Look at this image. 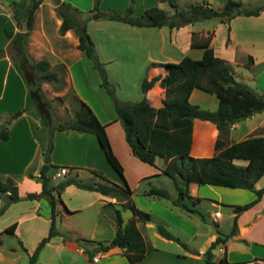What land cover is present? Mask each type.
Here are the masks:
<instances>
[{"label": "crops", "instance_id": "1", "mask_svg": "<svg viewBox=\"0 0 264 264\" xmlns=\"http://www.w3.org/2000/svg\"><path fill=\"white\" fill-rule=\"evenodd\" d=\"M59 1L69 3L80 10L82 14L88 13L92 7V0H86V2L85 0ZM225 1L226 0H205L209 7H211L212 3L216 2L218 7L217 10L222 8ZM235 1L239 2L242 7H261L262 10L256 16H234L229 19L227 23L217 19L213 27H202L199 29H195L193 23L184 25L178 29H168L165 26L160 28L130 26L121 22L108 20L109 22L123 25L102 27L100 29V38L97 41L89 35L99 58L102 54L101 50H107V52L110 51L113 53V55L106 60L107 63L112 61L116 62V64L113 63L114 68H112L111 71L109 70L110 73L106 68L108 79L117 84L118 87L123 81H133L136 83L132 95L124 94L120 91L117 96L118 99L128 102L140 100L142 97L140 79H142V77L146 79H150L154 76L162 77L166 74L164 68L157 66V64L177 62L182 56L186 55V51L190 49L199 50V55H195L191 58H200L202 49L192 47L191 43L195 44L201 41L190 42L189 40L184 44L181 41L178 42V39L186 36L189 39V35L193 33L206 34L207 32L212 34L208 40V46L212 48L215 56L221 58L229 65L233 77L258 93L264 94V3H259L261 0ZM161 3L162 2L159 0H133L132 15L138 16L144 9L151 5L159 6ZM127 4L128 0H100L98 12H95L98 17L95 19L100 17V13H105L109 10L116 11L119 15H124ZM43 7L53 12V18L49 19L46 15L42 17L39 15L38 19L35 18L34 25L27 36L28 39H30L32 48L37 54L36 59L33 61L46 60L49 64L53 60V62L64 66L66 80L76 97L90 108L101 124L105 125L104 129L110 147L121 164L123 172L121 178L114 175L116 173L106 162L93 135L88 133H77L73 130L54 132L52 148L48 156L49 163L64 167L67 170L68 168L74 167L72 171H74L73 173L77 178L92 179L96 182L102 181L89 171L96 170L101 172L110 181L126 188L130 192L131 202L136 208L142 209L143 211H150L151 205H153L175 221L178 220L191 223L189 220L193 215L200 219L196 213H189L179 207L172 206L169 200L147 197L143 194L149 187H160L158 185L166 184V180H169L161 173V170L165 166V161L161 157H156L154 165H148L139 161L130 153L128 145L124 140L122 127L119 121L116 120L112 101L106 95L105 91L99 87L98 77L91 65L87 63L88 59L84 56L83 52L76 47L78 43L76 29L70 28L65 31L64 34L59 35L57 29L61 22V18L55 6H52L49 2L43 1L35 10L34 16H37V11ZM0 14L4 16L5 20V23L0 26V31L3 32V29L13 32L17 31L14 20L12 19L11 9L6 0H0ZM155 30H157V32L164 31L165 33L161 34L159 39H156L155 36H152ZM2 34L4 35V33ZM220 34L223 35V38L216 48L213 45L216 36ZM7 44L8 41L4 38V42L0 44V47H4ZM166 47L168 50H166ZM172 50H177L178 54H171ZM124 51L129 52L130 58L127 60L123 59L125 56ZM120 52H122L123 55H120ZM114 53H117L116 55H120L122 58H116ZM131 56L139 57L137 61L133 62L134 65H136V70L134 69L133 75L130 70L126 68L127 64L133 65ZM151 63L156 65L149 66ZM0 66H3L1 75L2 85L6 82L8 73L11 71L15 85L24 98L27 90L23 75L16 62L5 54L0 58ZM55 96L57 97L59 95ZM145 98L150 106L155 108L160 107L163 105L164 90L159 87L156 82L145 92ZM188 100L191 104L209 111H213L217 107V99L213 94L196 88L191 91ZM201 100H204L205 103ZM26 106L28 105H26L25 100L24 105L19 109H26ZM3 113L5 112L0 111V125L5 121ZM261 113L262 112L255 113L249 118L230 126L227 138L228 143L237 142L254 135L264 136V116L261 117ZM253 118H258L257 123L248 129L240 128L243 122L250 121ZM42 126L43 125L39 123L36 113L31 109H26L8 124L7 140H0V177H10L14 179L17 185L18 196L20 197L17 202L9 204L0 214V260L5 264H27L28 256L32 253L40 239L47 234L50 214L47 201L44 198L33 200L25 198L27 193H39L40 191V184L34 179L28 178L25 173L31 169V173L37 176L38 169L43 163L42 153L46 147V136L43 134L41 138L39 134L40 139L36 140L34 138L35 136H33L35 133L32 130L37 128L36 130L42 131ZM199 128L201 129L200 134L197 132ZM25 133L30 141H23L19 146L16 145L17 147L14 148V150H17L16 153L20 156L17 155V159H19L17 161L19 162L18 167H21V169L13 172L11 170L12 162H10L8 155L5 153V149L8 146L6 144H8L13 136L16 138L23 137L26 136ZM216 136L217 130L212 123L194 119L192 122L189 155L192 157L210 156L213 153V143ZM199 139L200 143L197 145L196 141ZM204 140L210 141L211 147L205 146L203 143ZM65 141H73L75 145L70 146L71 150L69 152L64 150V154L59 155L58 149L67 148L68 150V146H64ZM74 147L76 148L74 149ZM34 160L35 166L31 168V163ZM8 163L10 164L7 165ZM80 168L85 171V175L80 176L78 173ZM54 175H56V173L54 174L53 171L51 176L52 183L56 184L58 181H54ZM263 184L264 174L254 184V187L258 189ZM217 188H219V186L190 183L188 191L190 196L200 198V201L193 205L194 208L203 200L208 202V206L212 209V212L210 211L202 214L204 219L207 217L218 224L222 220V214L219 208L220 206H226L229 208V213L226 215V218H229L232 223L234 213L232 208L227 205H237L239 203L223 200L218 194L219 189ZM228 189L229 191L224 192L233 195H243L245 197V200L241 204L249 202L254 198V194L250 191L245 194L243 193V189ZM168 193L171 199L175 198L176 191L175 196H171V192L169 191ZM59 198L67 210L65 211L62 208L61 203L57 204L58 217L56 229L59 235L52 237L43 245L32 264H129L118 248H111L103 254H97L95 260L91 263L74 240L75 237L90 240L111 239L114 235L115 209L121 211L122 222L125 224L132 216L128 208L122 207L114 198L102 196L94 191L81 190L72 185L60 189ZM136 199H140L141 201L138 203ZM222 201H224V204ZM1 204L2 200L0 199V206ZM106 209L112 210L113 213H109ZM195 209L198 211L197 208ZM163 216L165 215L162 214L161 217L163 218ZM152 218L150 222H145L143 224L139 222L136 223L143 242L147 247L144 257L137 264H165L166 259L178 256L190 258L194 261V264H200V252L208 247L210 242L215 239L217 232H219L216 230L212 233L201 234V236L205 235V237H203L205 248L196 250L189 244H186V249L188 251L168 253L164 250V245L174 242L175 246H178V243L160 236L155 229V224L164 223L166 229L169 226L173 229L175 227L165 218V220H160V218H158L155 222H153V216ZM12 223H14L12 232H5L4 229ZM168 231L171 232L170 230ZM4 233H8L16 239L17 248L19 249L5 244L4 237L6 235ZM171 233L173 234V232ZM199 234L194 227V229L187 234V237L193 240L196 236H199ZM61 235L69 238L62 239ZM217 249L218 251H222V253L224 252L226 261L229 264H264V194H262L259 201L249 209L237 214L235 233ZM193 250L199 254H193ZM22 252L24 253V257L21 254ZM23 258L25 260H23ZM212 260L215 261L216 258H212Z\"/></svg>", "mask_w": 264, "mask_h": 264}, {"label": "trees", "instance_id": "2", "mask_svg": "<svg viewBox=\"0 0 264 264\" xmlns=\"http://www.w3.org/2000/svg\"><path fill=\"white\" fill-rule=\"evenodd\" d=\"M11 9L17 31L3 29L8 46L11 49L12 60L18 65L26 86L29 107L38 116L39 123L48 130L43 163L38 169L37 176L26 171L28 178L34 179L40 184L39 193H27L25 198L29 200L44 198L49 206V226L47 234L40 239L32 253L28 256L27 264H32L40 249L52 237L59 235L56 229L58 217L57 204L60 189L72 185L81 190L94 191L102 196L114 198L122 207L128 208L132 216L125 224L119 209L114 211V235L109 240H90L75 237L74 240L86 254L88 260L93 263V257L103 254L111 248H118L129 264H137L145 255V246L136 223L150 222L152 216L138 209L130 200V192L121 185L108 179L96 170L89 172L98 177L102 182L92 179L81 180L73 176H66L56 184L52 183V171L55 165L49 163V153L52 148V132L73 130L77 133H88L95 137L106 162L120 178L122 166L115 157L105 133V125L101 124L90 108L82 102L73 90L70 89L69 102L73 106L68 120L53 124L51 121V103L43 98L41 83H59L61 78L55 69H50L46 60L30 61L25 54V45L29 31L33 26L34 12L38 5L47 1L55 6L61 22L57 29L62 35L70 28H75L78 34L77 49L92 62V67L97 71L100 78V87L109 95L116 120L119 121L124 140L130 153L139 161L148 165H154L156 157L165 161L161 173L173 184L176 191L174 199L170 198L168 191L160 187H149L143 194L147 197L162 198L169 200L172 206L196 213L201 220L204 217L195 208L194 204L200 201L199 197L189 195L190 183L199 185L239 188L250 191L254 198L244 204L227 205L232 208L234 216L231 228L227 234L217 232L215 239L210 242L202 253L201 264H229L225 254L218 258L215 263L213 250L222 246L224 242L236 231V216L242 211L249 209L259 201L264 194V184L256 189L254 184L264 174V136H249L243 140L228 143V131L230 126L252 116L255 113L264 112V94L258 93L248 85L237 81L230 70L229 65L221 58L214 55L208 46V39L199 43H191L192 47L202 49L200 58L193 59L187 55L182 56L177 62L157 64L166 71L162 77L154 76L150 79L145 77L140 82L142 97L136 102L121 101L115 97L113 89L108 83L105 71L99 63L94 51L93 42L86 31L87 18H81L82 12L67 2L59 0H6ZM167 2L174 11L167 14L157 6H150L138 16L132 15V2L129 0L124 15L114 11L100 13V17L121 22L137 27H167L178 29L184 25L192 24L206 19H219L227 23L229 19L237 15L256 16L262 10L261 7L247 8L235 0H226L221 9H213L202 0L198 4H192L187 9H177L174 0H159ZM100 0H92V7L88 12H98ZM7 55L4 47L0 48V58ZM250 60V58H249ZM251 61V60H250ZM156 65L151 63L149 66ZM60 71L64 67L59 65ZM157 82L164 90L163 105L152 107L146 102L145 92ZM196 88L213 94L217 99V107L209 111L191 104L188 100L191 91ZM54 100L61 102V97ZM26 109H20L18 114ZM18 114L9 115L2 125H8ZM194 119L212 123L217 136L213 143V153L207 157H192L189 155L191 144L192 122ZM7 129L0 125V140H7ZM210 144V142H209ZM70 170V169H68ZM67 174V173H66ZM0 214L5 208L17 202L20 197L17 185L10 177H0ZM62 208L66 210L61 203ZM14 223L8 225L4 231L11 233ZM157 233L165 239L172 240L186 249V244L169 232L161 223L155 224ZM62 239H68L62 236ZM198 255L196 252H192Z\"/></svg>", "mask_w": 264, "mask_h": 264}, {"label": "rangeland", "instance_id": "3", "mask_svg": "<svg viewBox=\"0 0 264 264\" xmlns=\"http://www.w3.org/2000/svg\"><path fill=\"white\" fill-rule=\"evenodd\" d=\"M174 1H175V4L177 5V7H176L177 9H187L190 5L198 4L202 0H174ZM85 2H86V0H85ZM128 3H129V0H128ZM259 3H264V0H261ZM216 4H217L216 2L212 3L211 4V8L217 9L218 7H217ZM138 6L140 7L139 4H138ZM153 6H157V5H153ZM157 7H159L162 10H164L169 15L172 14L173 11H174V9L171 6H169V4L167 2H162ZM109 11H112V10H109ZM114 12L116 13V11H114ZM52 13L53 12L48 10V8H44L43 7L41 9H39L37 11V16H34L33 25H34L35 18L38 19L39 15L41 17L46 15V16H48L49 19H52L53 18V14ZM93 15H95V12H88V13L86 12L84 14H81L80 19L81 18H87L86 23H85L86 31H87L88 34L90 33L89 35H91L92 38L95 41L99 40V38H100L99 36L101 34L100 33V29L102 27L109 26V25H123V24H118V23H115V22H109L107 19H104V18H101V17H99L98 19H93L92 18ZM216 22H217V19H206V20H202V21H198V22L193 23V26L195 27V29H199V28H202V27H213ZM3 23H5L4 16L2 14H0V26H2ZM0 32H1L0 33V44H2V42H4L5 35L2 34L3 33L2 31H0ZM164 33H165L164 31H161V32L158 31L157 32V30H155L152 33V36H155L156 39H159V36H161V34H164ZM211 35L212 34L208 33V32L206 34L193 33V34L189 35V39H188L187 36L186 37H180L178 39V42L181 41L184 44H186L187 41H189V40H190V42H198V41H202V40H205V39L209 40ZM222 38H223L222 34L217 35L213 46L217 48V46L219 45L220 40ZM4 49H5V52L7 53L8 57H10V58L13 57V55L11 53V49L8 46V44L6 46H4ZM166 50H168V48ZM94 51H95V49H94ZM101 52H102V54L100 53L101 54L100 58H99V55H97L96 51H95V54L97 56V59H98L99 63L101 64V66L103 67V69L105 71L106 79H107L108 83L110 84V87L113 89L115 97L118 98L117 96H118L120 91H122V93H124V94L126 93L128 95L129 94L132 95L134 87L136 86V83L133 82V81H123V82H121L119 84V87H118L117 84H115L112 81H110L108 79V77H107L106 68L108 69V72L110 73L112 68H114V66H113L114 64L113 63L116 64V62L112 61L110 63H107L106 62V60H108L107 58L108 57L110 58V56H112L113 53H111L110 51L107 52V50L106 51L105 50H101ZM112 52H114V51H112ZM25 54L27 55V57H28V59L30 61H33V60L36 59V55H37L36 51L32 48V44H30V39H28V37H27V41H26V45H25ZM114 54H115L116 58H120V59L122 58V57H120V55H123L122 52L119 53L120 54L119 56L116 55L117 53H114ZM171 54H178V51L177 50H172ZM185 54L187 56H189V57H194L195 55H199V50L190 49V50H187ZM124 55L125 56L123 57V59L127 60V59L130 58L129 52H125L124 51ZM131 59L130 60L132 61L133 65L127 64L126 68L129 69L131 74L133 75L134 74V69L136 70V65H134L133 62L137 61V59H139V57L131 56ZM115 60H117V59H115ZM87 63H89V65H91V67H92V62L89 59L87 60ZM49 66H50V69L57 70L58 76L61 78V82L55 83V84L54 83H41L40 87H41L43 98L46 101L51 103V109H50L51 121H52L53 124H56L58 122H63V121L68 120L69 117L71 116L72 107H73L70 104V102H69L70 89L71 88H70V86H69V84H68V82L66 80L65 70L61 72L59 64H57L56 62H53V60L51 61V63H49ZM2 70H3V66H0V91H1L0 111H2V112L4 111L5 112V113H3L4 114L3 116H4V119L6 120V119L9 118V115L14 114L15 112H16V114H18V111L20 110L19 108H21V106L24 105V101L25 100H26V105H28V106H26V109H28V107H29V98H28V94L27 93H26L25 97L23 98L21 92H19L17 86L15 85V82H14V79H13V74L11 73V71H10V73H8V77L6 79V82L4 83V85H2V83H1L2 82L1 81V75H2V72H3ZM94 71H95V73H96V75L98 77V80H99L98 85H99L100 78H99V76L97 74V71L95 69H94ZM83 73H84V71H83ZM110 76H111V74H110ZM111 78L113 79L112 76H111ZM142 79H143V77H142ZM142 79H140V80H142ZM99 87H100V85H99ZM100 88H102V87H100ZM105 93L109 97V95L107 94L106 91H105ZM55 95H59L57 97H61L62 98L61 102H58V101L54 100V98L56 97ZM201 101L204 102V100H201ZM262 116H264V112L261 113V117ZM257 121H258V118H253L250 121L243 122V124H241L240 128L248 129L249 127H251L252 125L257 123ZM1 126L2 127L5 126L6 129L8 128V125L6 126V125H2L1 124ZM42 127H43L42 131L36 130L37 128L32 129L33 132L35 133V135L33 134V136H35L34 138L36 140L40 139L39 138V134H40L41 138H42L43 134H45V136H46L45 138H47V136H48L47 135L48 134L47 128L45 126H42ZM200 131H201L200 128L197 129V132L199 134H200ZM54 132L55 131L52 132V139H53ZM25 135H26V133H25ZM23 141H25V142L26 141H30V139L28 138L27 135L23 136V137H18V138L13 136L9 140L8 144H6L8 146L5 149V153L8 155V157L10 159V162H12L11 163L12 164L11 170L13 172L21 169V167H18V164H19V162L17 161V160H19V159H17V155L18 154L16 153L17 150L15 149L16 150L15 151L14 148L19 146L20 143L23 142ZM209 142L210 141H207V140L205 141L204 140L203 143H204L205 146H210L211 147V144H209ZM199 143H200V139L198 141H196L197 145ZM65 145L68 146V150H67V148L66 149H64V148L58 149V154L59 155H63L64 154V150L69 152L71 150L70 146H74L75 144H74L73 141L72 142L65 141L64 146ZM75 148L76 147H74V149ZM14 160H15V162H14ZM9 164L10 163H8L7 165H9ZM34 164H35V160L32 161L31 168H33L35 166ZM55 166H56V168L51 170L52 172L54 171V174L57 173L58 169L60 168L58 165H55ZM72 168H74V167H72ZM72 168H68L70 170H68L67 174H64L63 176L62 175H58V176L54 175V178H55L54 181H59V180L63 179L66 176H73L74 175V173H73L74 171H72ZM28 171L31 172L32 170L29 169ZM78 173L80 174V176L85 175V171L83 169H81V168L79 169ZM114 175H116V174H114ZM102 176H104V175L102 174ZM81 180H87V179L86 178H84V179L81 178ZM158 186H160V187H162L164 189H167V191L171 192V196H175V190L173 189V186H172V184H171V182L169 180H166V184H161V185H158ZM217 189H219L218 194L222 197L223 200H229V201H232V202H237L239 204H241L245 200V197L243 195H236V194L233 195V194H228V192L227 193L224 192V191H229L228 188L219 187ZM205 193H207V192H205ZM243 193L246 194V193H249V192L246 191V190H243ZM136 200H137L138 203L141 201L140 199H136ZM222 202L224 204V201H222ZM148 208H150V207H148ZM195 208H197L198 211L201 214H205V213L210 212L212 210L208 206V202L206 200H203L199 205H196ZM219 210H220V212L222 214V220L218 224L214 223L211 219H209L207 217H205V219H204L205 221L203 220L204 221L203 222L202 220H200L195 215L191 216L192 218H190V220H189L191 223H189V222L186 223V222L178 221V220L175 221L174 219L168 217L163 211H161L160 209H158L156 206H153V205H151L150 211H148V213L150 215L152 214L151 216L154 217V221L153 222L157 221L158 218H160V220H165V219L168 220L169 223L172 226L175 227L174 229L171 226L167 227L168 230L173 232L174 236H177L180 239V241H182L183 243L189 244L194 249L199 250L200 248H205L204 247L205 245L203 243V239H204L203 237H205V235L201 236V234L212 233V232H214L216 230L219 231L222 234H226L230 230V228H231V220H229V218H226V215L229 213V208L226 207V206H220ZM106 211H108L109 213L110 212L113 213V211L109 210V209H106ZM120 214H121V211H120ZM162 214L165 215V216H163V218L161 217ZM161 224L164 225V223H161ZM194 227L196 228L198 234L199 233L200 234H199V236H196L193 240H191V239H189L187 237V234H189L192 231V229H194ZM4 234L6 235L4 237L5 244H8L7 246H14V247L17 248L18 245H17L16 239L14 237L10 236L8 233H4ZM5 244H4V246H5ZM17 249H19V248H17ZM164 250L166 252H168V253L169 252H178V251H182V252L183 251L184 252L188 251L187 249H184L183 247H181L180 244H178V246H175L174 242H172L170 244H165L164 245ZM204 251H205V249H203L200 252L201 259L203 258L202 253ZM192 252H196V251L193 250ZM21 254L24 257V253L22 252ZM221 256H223L222 251H218V249H214L213 250V258H216V260L214 261L215 263H217L218 258H220ZM201 259H200V264H201ZM23 260H25V259L23 258ZM0 264H5V263L0 260ZM165 264H194V261L191 260L190 258H187V257L178 256V257H171L170 259H166Z\"/></svg>", "mask_w": 264, "mask_h": 264}, {"label": "built area", "instance_id": "4", "mask_svg": "<svg viewBox=\"0 0 264 264\" xmlns=\"http://www.w3.org/2000/svg\"><path fill=\"white\" fill-rule=\"evenodd\" d=\"M67 169L66 168H64V167H60L59 169H58V171H57V173H56V175H64V174H66L67 173ZM95 256L93 257V260H95Z\"/></svg>", "mask_w": 264, "mask_h": 264}, {"label": "water", "instance_id": "5", "mask_svg": "<svg viewBox=\"0 0 264 264\" xmlns=\"http://www.w3.org/2000/svg\"><path fill=\"white\" fill-rule=\"evenodd\" d=\"M97 17H98V15H96V14H95V15H93V17H92V18H93V19H95V18H97Z\"/></svg>", "mask_w": 264, "mask_h": 264}]
</instances>
